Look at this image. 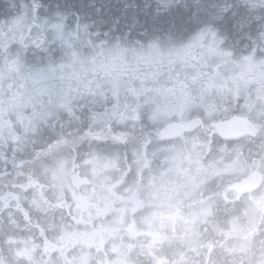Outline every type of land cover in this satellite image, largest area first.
Here are the masks:
<instances>
[{"label": "clouds", "instance_id": "obj_1", "mask_svg": "<svg viewBox=\"0 0 264 264\" xmlns=\"http://www.w3.org/2000/svg\"><path fill=\"white\" fill-rule=\"evenodd\" d=\"M0 264H264V0H0Z\"/></svg>", "mask_w": 264, "mask_h": 264}]
</instances>
